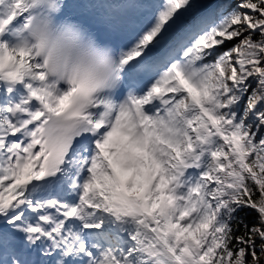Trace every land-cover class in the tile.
<instances>
[{
	"label": "snow or ice",
	"instance_id": "obj_1",
	"mask_svg": "<svg viewBox=\"0 0 264 264\" xmlns=\"http://www.w3.org/2000/svg\"><path fill=\"white\" fill-rule=\"evenodd\" d=\"M0 264H264V0H0Z\"/></svg>",
	"mask_w": 264,
	"mask_h": 264
},
{
	"label": "trees",
	"instance_id": "obj_2",
	"mask_svg": "<svg viewBox=\"0 0 264 264\" xmlns=\"http://www.w3.org/2000/svg\"><path fill=\"white\" fill-rule=\"evenodd\" d=\"M255 218V213H252L250 216H249V220H252Z\"/></svg>",
	"mask_w": 264,
	"mask_h": 264
},
{
	"label": "rangeland",
	"instance_id": "obj_3",
	"mask_svg": "<svg viewBox=\"0 0 264 264\" xmlns=\"http://www.w3.org/2000/svg\"><path fill=\"white\" fill-rule=\"evenodd\" d=\"M225 2H226V0H225ZM238 2V1H237ZM234 7H235V5H234Z\"/></svg>",
	"mask_w": 264,
	"mask_h": 264
}]
</instances>
